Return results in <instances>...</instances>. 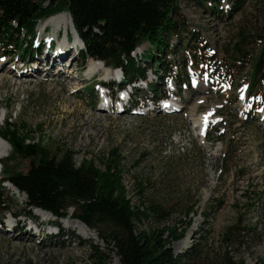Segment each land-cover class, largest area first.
Returning <instances> with one entry per match:
<instances>
[{
  "label": "rangeland",
  "instance_id": "obj_1",
  "mask_svg": "<svg viewBox=\"0 0 264 264\" xmlns=\"http://www.w3.org/2000/svg\"><path fill=\"white\" fill-rule=\"evenodd\" d=\"M220 3L222 16L216 17L191 0H178L187 28L198 33L199 47H185L193 54L178 49L183 53L173 55L167 62L171 70L158 78L162 88L156 99L173 98L180 106L177 111H157L150 100L147 106L151 110L146 114L133 113L130 104L119 113L100 110L97 85L104 72L87 79L84 69L91 59L78 54L82 44L71 37L72 47L67 50L61 39L54 41L52 48L49 39L59 27L53 29L50 24L51 30L42 35L43 22L38 24L34 46L28 49L37 45L43 48L34 51L31 59L23 61L0 53V116L7 112L12 124L51 154L73 150L77 162L92 159L102 168L107 152L118 148L127 197L134 205L148 207L149 217L136 222V231L185 229L183 238L171 244L175 254L183 255L184 264H264V99L246 93L251 67L264 40V0H246L237 12L229 10L227 0ZM71 25L69 18L65 25L69 35ZM60 28L65 33V27ZM139 45H147L143 58L149 62L157 41L142 37ZM235 48L246 52L240 64L231 63L238 57ZM182 54L186 57L183 64L178 61ZM51 55L58 60L52 58L50 63L66 65L61 77L49 75L45 69L32 77L17 76L33 68H50L46 60ZM66 57L69 60L65 63ZM135 62L145 65L139 58ZM109 74L117 79L120 73ZM154 76L148 72L145 82ZM145 82L138 84L141 88L131 89L135 91L132 102L151 97L143 90ZM261 84L264 87V82ZM206 111L214 122L205 136H199L194 126ZM4 124L0 122V128ZM5 144L8 156L11 148ZM31 161L18 158L14 167L26 171ZM2 163L6 165V161ZM0 169L4 178L5 169ZM2 191L9 212L26 211L23 194L8 183ZM155 207L158 213L150 210ZM189 208L193 213L188 216ZM71 212L72 208L66 213ZM7 220L8 214L1 213L0 264H89L90 243L101 245L107 254L96 231L90 229L93 238H85L77 233L82 228L78 223L62 220L60 231L64 235H54L52 227H44L37 235L23 224L22 216L15 219V230L4 232ZM236 221L240 227L253 225L258 229L251 235L237 234L231 228ZM98 230L106 234L104 228ZM110 257L112 264H119L117 257Z\"/></svg>",
  "mask_w": 264,
  "mask_h": 264
},
{
  "label": "trees",
  "instance_id": "obj_2",
  "mask_svg": "<svg viewBox=\"0 0 264 264\" xmlns=\"http://www.w3.org/2000/svg\"><path fill=\"white\" fill-rule=\"evenodd\" d=\"M191 1L216 17L222 16L221 0ZM227 1L229 10L237 12L246 0ZM63 11L69 15L72 28L83 45L80 55L85 60L93 58L120 68L129 82L145 78L149 69L161 78V72L170 68L168 53L174 54L180 44L193 50L199 47L198 33L187 28L178 0H0V53L31 59L33 52L40 50L37 47L29 50L38 37V24ZM142 37L157 41L152 59L146 60L147 67L137 65L132 55ZM173 37L177 47L170 46ZM235 50L238 57L231 63L240 64L238 61L244 60L246 52L241 48ZM263 82L264 40L251 67L247 83L249 96L264 99ZM161 88L156 80L148 84L154 97ZM11 118L8 116L0 128L1 139L11 148L3 159L6 165L2 163L5 177L0 181V214L10 211L2 191L8 183L24 195L25 212L41 209L61 218L72 208V217L88 229H94L107 254L101 245L90 243L89 264H112L110 254L117 257L119 264H184L183 255L175 254L171 244L183 238L185 229L136 231V222L149 217L148 207L134 205L127 197L118 148L107 152L102 168L92 159L77 162L73 150L51 154L38 140L31 139L27 132L22 133L12 124ZM18 158L31 159V166L26 171L15 168ZM142 188L139 182V190ZM191 209L188 216L193 213ZM150 210L159 212L157 207ZM190 224L189 219L188 226ZM101 227L105 235L99 232ZM231 228L240 235H251L258 229L253 225L240 227L239 221Z\"/></svg>",
  "mask_w": 264,
  "mask_h": 264
},
{
  "label": "bare ground",
  "instance_id": "obj_3",
  "mask_svg": "<svg viewBox=\"0 0 264 264\" xmlns=\"http://www.w3.org/2000/svg\"><path fill=\"white\" fill-rule=\"evenodd\" d=\"M66 12H60V13H58V14H56V15H53V16H51L50 18H48L47 20H48V23H50V22H55L56 23V25H59L60 23H62V24H64V25H67L68 24V21H69V18H68V16L65 14ZM71 22V21H70ZM47 23V24H48ZM66 32V31H65ZM72 33H73V29H72ZM74 36L75 37H77L76 36V34H75V32H74ZM67 50V49H66ZM57 56H54V55H51V57H50V59L49 60H51L52 58H53V60L56 58ZM58 57H61V58H63L62 57V55H59ZM56 60H58L57 58H56ZM69 60V57L67 58H65L64 59V61H65V63L67 62ZM64 61H63V63H64ZM44 64H46V63H44ZM47 64H49L50 65V68L49 67H46V66H43V67H41V68H33V69H31V70H27L25 73L24 72H20V73H18V75L17 76H28V77H32V76H35V75H38L41 71H42V69H45V71H46V73L47 74H49V75H51L52 73L54 74V76L55 77H58L59 78V76H60V74H62V75H64V68L66 67V65H62L61 67H59V65L57 66V65H55V62L53 61V62H51L50 63V61H48L47 62ZM90 64V65H89ZM88 64V68L86 69V75H89V76H91V74L92 73H97V72H99V70L101 69V67H103L104 65H103V63H102V61H100V60H95V59H93V60H91L90 61V63ZM1 65H2V61H0V70L2 71L3 69H2V67H1ZM53 66H56L57 67V69H53ZM13 72H14V74L16 73L14 70H13ZM55 72V73H54ZM71 75H72V71L70 70V71H68ZM58 75V76H57ZM61 75V76H62ZM60 76V77H61ZM73 77H74V75H73ZM76 77V76H75ZM77 78V77H76ZM79 80H82V79H79ZM70 81H72V80H70ZM68 83H69V80H68ZM70 85H72V84H70ZM73 88V87H72ZM103 103V100L101 99V104ZM170 103H172V101L170 102ZM169 103V104H170ZM168 104V105H169ZM100 110H103L104 108L102 107V105L101 106H99L98 107ZM101 108H103V109H101ZM199 120L196 122V124H195V127H197V133H198V135H203L204 134V132H205V130H206V127L209 125V123H210V121H211V119H210V114H207V113H205V114H201L200 116H199V118H198ZM6 144H5V140L3 141L1 138H0V155H5L6 153H7V148H6V146H5ZM43 214H47V213H45V212H43ZM67 222H70V221H67ZM11 222H8V225L10 224ZM75 223H78V224H80V225H82V228H80V229H78L77 230V233L78 234H82V236L83 237H85V238H88V239H90V238H93V232L90 230V229H88L84 224H82L81 222H79V221H75ZM8 225L7 226H5L4 228H5V230H4V232H9V228H8ZM70 228H72V229H76V226H73V225H70L69 226ZM67 230H69L68 228H67ZM32 235L33 234H31L30 235V237H32ZM30 239V238H29Z\"/></svg>",
  "mask_w": 264,
  "mask_h": 264
}]
</instances>
